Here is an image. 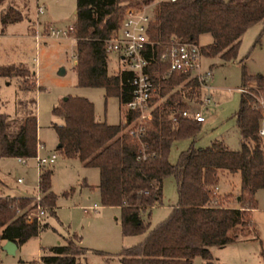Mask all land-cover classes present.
<instances>
[{"label":"trees","instance_id":"obj_1","mask_svg":"<svg viewBox=\"0 0 264 264\" xmlns=\"http://www.w3.org/2000/svg\"><path fill=\"white\" fill-rule=\"evenodd\" d=\"M137 3L75 0V20L69 30L75 42L76 85L102 87L105 96L115 95L121 104L130 96L129 72L107 73L103 38L119 24L121 9ZM23 17L21 9L12 4L1 7V31ZM256 22H261L264 32V0H158L151 9L146 33L154 42L155 53L160 51L156 42L171 36L197 40L200 34L209 33L211 40L200 45L202 55L229 61L236 57L244 30ZM163 70L164 65L152 67L161 103L140 137L146 146L144 159L137 158V144L121 119L115 124L96 120L92 102L77 95H66L53 106V113L63 119L52 124L58 140L55 149L64 157H75L84 166L97 168L100 205L119 207L122 235L146 232L142 240L119 251V264H190L196 255L203 264H213L211 245L223 246L244 236L258 237L251 211L256 207L255 191L264 186L262 139L258 134L264 114L257 104V97L264 96V72L251 75L242 69L239 87L248 81L253 84L240 91L233 113L240 136L238 148H229L221 140L203 147L190 144L179 152L175 163H170L167 156L171 142L192 135L199 127V122L190 117L179 116L173 121L170 115L198 102L201 88L195 79H186L181 73L157 79ZM27 72L29 69L20 65H0L2 76ZM125 114L128 121L131 116L122 109L121 117ZM37 127L35 115L13 120L0 113V157H33ZM235 172L239 175L235 194L220 191L222 178ZM51 174L48 165L39 176L47 211L53 209L57 197L51 190ZM166 175L174 177L177 202L167 217L148 228L142 213L161 202V183ZM33 204L32 195H0V239L20 245L42 230L44 220L38 224L24 219L25 209ZM79 239L72 234L47 250L43 247L46 252L30 264H79L78 257L86 251Z\"/></svg>","mask_w":264,"mask_h":264},{"label":"rangeland","instance_id":"obj_2","mask_svg":"<svg viewBox=\"0 0 264 264\" xmlns=\"http://www.w3.org/2000/svg\"><path fill=\"white\" fill-rule=\"evenodd\" d=\"M7 4L21 9L24 17L7 25L4 31L0 25V65L16 64L29 69V72L19 76L20 80L18 76L0 75V113L9 114L13 120L35 115L37 136L44 144L39 148L42 155L56 151L58 140L52 124L61 123L63 119L52 109L66 95L82 96L91 101L96 120L118 123L123 109L118 97L105 96L99 86L76 85L74 35L55 37L50 34L51 27L66 28L74 22L75 0H5L0 8ZM37 4L44 5L43 12H37ZM261 25V22H256L244 30L234 59L223 61L217 55L202 57L203 66H208L212 73L208 81L212 85V100L201 106L198 102L190 103L189 108L199 109L204 121L192 135L171 142L167 156L170 163H175L179 152L190 144L203 147L213 140H221L229 148L239 147L240 136L233 116L240 97L237 87L241 86L242 69L251 75L264 72V32H261ZM36 33L39 39L35 38ZM210 40L209 33L200 34L197 38L200 45ZM125 66L115 53L107 54L108 74L117 73ZM252 84L248 81L244 88L248 90ZM262 151L264 158L263 139ZM51 168V188L57 197L53 209L44 217L47 224L36 236L18 245L14 253L7 252L3 247L6 240L0 239V264H30L32 260H38L49 246L72 234L79 236L80 245L86 248L84 256L78 257L80 264H101L99 256L87 253L90 250L94 252V249L111 252L113 258L109 264H119V251L142 240L146 232L122 235L119 207L100 205L96 187L98 170L95 167L84 166L77 158L58 153ZM18 176H24V182L18 183ZM36 182L34 157L28 158L27 164L20 163L13 156L0 158V195L32 194ZM238 185L239 175L235 172L222 178L219 186L220 191L231 190L233 196ZM254 198L256 207L251 211V219L258 238L244 236L223 246L211 245L213 264H264V186L255 191ZM94 202L98 205L95 211H82V207ZM176 202L174 177L166 175L161 183V202L142 213L148 228L167 217ZM203 262L196 255L190 264Z\"/></svg>","mask_w":264,"mask_h":264},{"label":"built area","instance_id":"obj_3","mask_svg":"<svg viewBox=\"0 0 264 264\" xmlns=\"http://www.w3.org/2000/svg\"><path fill=\"white\" fill-rule=\"evenodd\" d=\"M158 0L143 2L138 0L137 4L126 5L122 8L119 24L112 28L106 37L103 38V51L105 56L108 53H115L119 59L125 62L126 66L120 70L129 72L127 78L130 85V96L122 102L125 113L130 114L127 121L126 114L121 117L125 123V129L131 140L137 144V158L146 157L145 144L140 137L144 131L145 124L154 118V110L159 107L161 98L159 96V84L155 81L152 67L153 65H164V70L156 78L164 79L172 73H181L186 79H195L201 88V95L198 104L206 105L211 102V85L208 83L212 78L211 70L208 66L202 64V52L200 44L193 38H179L171 36L168 39L156 42L160 45V51L154 52L153 41H150L146 33V25L151 18V9ZM37 12L44 10V5L37 4ZM72 24L66 28H50V34L55 37L68 36ZM39 39V34H35ZM119 70V71H120ZM204 88V92L202 93ZM240 91H246L244 87H237ZM257 104L264 114V96L257 97ZM179 116L190 117L198 122L203 120V115L199 109H182L170 115L173 121ZM258 134L264 140V122L262 121ZM43 143L37 142L36 154L33 156L36 160L37 182L35 190L31 194L34 199L32 207L25 209L24 219L28 223L36 222L41 224L47 213L48 206L42 203V191L39 184V176L44 166L52 165L58 155L53 151L42 155L39 148ZM20 163H27L28 157L17 156ZM17 182H24L22 176L16 178ZM93 205L92 207H94ZM19 212L20 210L17 209Z\"/></svg>","mask_w":264,"mask_h":264},{"label":"crops","instance_id":"obj_4","mask_svg":"<svg viewBox=\"0 0 264 264\" xmlns=\"http://www.w3.org/2000/svg\"><path fill=\"white\" fill-rule=\"evenodd\" d=\"M30 20V19H29ZM30 22V21H29ZM9 24H11V23H9ZM8 24V25H9ZM49 24V23H48ZM50 25V24H49ZM51 26V25H50ZM7 27V26H6ZM29 27H30V23H29ZM74 64H75V62H74ZM32 73L35 75V73H34V71H32ZM18 78H19V80L21 79V77H19L18 76ZM23 86H26L27 87V85H24L23 84ZM212 86V85H211ZM211 91H212V89H211ZM7 115H9V114H7ZM9 117L11 118V116L9 115ZM25 117V116H24ZM23 118V117H22ZM16 120V119H15ZM204 121V117H203V120L202 121H200L199 123H201V122H203ZM37 129H38V127H37ZM37 138H38V136H37ZM38 142H40V139L38 138ZM42 143V142H41ZM57 145V144H56ZM43 146H44V144H43ZM2 158L3 157H7V156H1ZM0 157V158H1ZM25 164H27V163H25ZM97 169V168H96ZM52 172H53V170H52ZM23 178H24V176H22ZM17 181V180H16ZM3 184H4V182H2ZM19 183V182H18ZM29 185V184H28ZM96 187H97V184H96ZM51 190H52V188H51ZM53 191V190H52ZM54 192V191H53ZM8 195H10V196H15V195H11V194H8ZM26 195H28V194H26ZM29 195H31V194H29ZM16 196H19V195H16ZM93 205H95L94 207H92ZM97 207H98V205L94 202L92 205H88V206H84V207H82L81 209H82V211L84 212V213H86L87 211H89V210H93V211H95V209H97ZM116 207H118V206H116ZM252 220V219H251ZM44 223H46L47 224V222H46V219L44 218ZM258 238V237H257ZM79 243H80V239H79ZM17 247H18V244H17ZM16 247V248H17ZM102 251H104V252H106L105 254H100V253H95V251L93 252V251H89V252H87V253H91L92 252V254H95V255H97V256H99V258H98V260H99V262L101 263V264H109L112 260V258H113V254L111 253V252H109V251H107V250H102ZM84 253L85 252H83L81 255H83L84 256ZM117 257V256H116ZM115 261H117V259H115ZM79 262V264H80V261H78Z\"/></svg>","mask_w":264,"mask_h":264},{"label":"water","instance_id":"obj_5","mask_svg":"<svg viewBox=\"0 0 264 264\" xmlns=\"http://www.w3.org/2000/svg\"><path fill=\"white\" fill-rule=\"evenodd\" d=\"M3 247L7 252L14 253L17 247V243L13 240L7 239Z\"/></svg>","mask_w":264,"mask_h":264}]
</instances>
